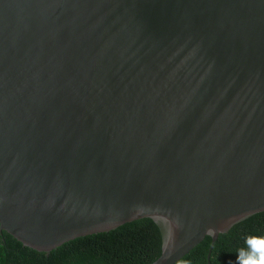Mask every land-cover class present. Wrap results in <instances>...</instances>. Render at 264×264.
Returning <instances> with one entry per match:
<instances>
[{
  "label": "water",
  "instance_id": "obj_1",
  "mask_svg": "<svg viewBox=\"0 0 264 264\" xmlns=\"http://www.w3.org/2000/svg\"><path fill=\"white\" fill-rule=\"evenodd\" d=\"M262 212L264 0H0V233L176 264Z\"/></svg>",
  "mask_w": 264,
  "mask_h": 264
},
{
  "label": "trees",
  "instance_id": "obj_2",
  "mask_svg": "<svg viewBox=\"0 0 264 264\" xmlns=\"http://www.w3.org/2000/svg\"><path fill=\"white\" fill-rule=\"evenodd\" d=\"M161 246L159 229L149 219L77 238L49 253L23 247L1 232L0 264H150ZM176 264H264V212L234 225L213 244L206 236Z\"/></svg>",
  "mask_w": 264,
  "mask_h": 264
}]
</instances>
